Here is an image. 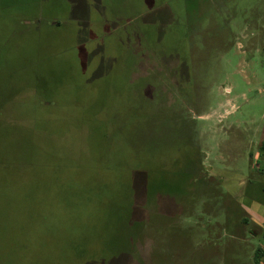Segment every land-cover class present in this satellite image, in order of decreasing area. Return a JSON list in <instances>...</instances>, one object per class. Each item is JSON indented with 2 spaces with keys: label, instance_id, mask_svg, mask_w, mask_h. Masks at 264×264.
Returning <instances> with one entry per match:
<instances>
[{
  "label": "rangeland",
  "instance_id": "rangeland-1",
  "mask_svg": "<svg viewBox=\"0 0 264 264\" xmlns=\"http://www.w3.org/2000/svg\"><path fill=\"white\" fill-rule=\"evenodd\" d=\"M264 0H0V264H264Z\"/></svg>",
  "mask_w": 264,
  "mask_h": 264
},
{
  "label": "trees",
  "instance_id": "trees-1",
  "mask_svg": "<svg viewBox=\"0 0 264 264\" xmlns=\"http://www.w3.org/2000/svg\"><path fill=\"white\" fill-rule=\"evenodd\" d=\"M261 255H262L261 249H258L257 252H256L257 260H259L261 258Z\"/></svg>",
  "mask_w": 264,
  "mask_h": 264
},
{
  "label": "built area",
  "instance_id": "built-area-1",
  "mask_svg": "<svg viewBox=\"0 0 264 264\" xmlns=\"http://www.w3.org/2000/svg\"><path fill=\"white\" fill-rule=\"evenodd\" d=\"M262 255H261V260H263L264 263V249H261Z\"/></svg>",
  "mask_w": 264,
  "mask_h": 264
}]
</instances>
